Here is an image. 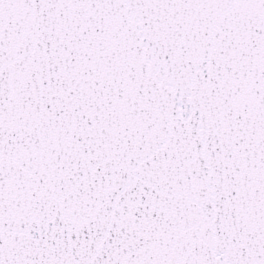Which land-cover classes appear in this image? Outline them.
Instances as JSON below:
<instances>
[{
  "label": "snow or ice",
  "instance_id": "6c2138e0",
  "mask_svg": "<svg viewBox=\"0 0 264 264\" xmlns=\"http://www.w3.org/2000/svg\"><path fill=\"white\" fill-rule=\"evenodd\" d=\"M0 264H264V0H0Z\"/></svg>",
  "mask_w": 264,
  "mask_h": 264
}]
</instances>
